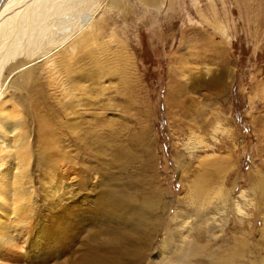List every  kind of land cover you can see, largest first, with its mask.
<instances>
[{
	"label": "rangeland",
	"instance_id": "1",
	"mask_svg": "<svg viewBox=\"0 0 264 264\" xmlns=\"http://www.w3.org/2000/svg\"><path fill=\"white\" fill-rule=\"evenodd\" d=\"M52 9L49 35L24 37L25 51L0 62V94L20 61L35 73L0 101L37 103L49 128L34 132L28 183L51 241L38 264H84L113 247L180 264L188 246L239 240L241 261L263 264L264 0H53ZM85 13L93 41L62 55L72 42H58L81 36ZM216 155L230 158L221 173L202 163ZM203 175L213 193L226 187L224 207L215 193L203 204L195 196ZM51 186L70 189L52 214Z\"/></svg>",
	"mask_w": 264,
	"mask_h": 264
},
{
	"label": "bare ground",
	"instance_id": "2",
	"mask_svg": "<svg viewBox=\"0 0 264 264\" xmlns=\"http://www.w3.org/2000/svg\"><path fill=\"white\" fill-rule=\"evenodd\" d=\"M145 1L151 3L153 0ZM52 2L53 0H3L0 3V62L8 61L13 56L22 54V51H25L19 50L20 47L22 48L21 44H25L22 40L24 37H27L30 42L34 41L38 44L39 40L48 34L49 24H47V19L52 15H58L52 9ZM122 6L123 0H110L111 8H121ZM89 15L90 13H85L82 16L78 28L80 33L77 35L81 34V36L76 37L78 39H73L74 35L71 31L69 32L70 35L67 33V37L64 36V40L58 42L61 45H69V42H72L69 49L62 55L83 46L87 47L93 41V37H95L94 29L92 27V29H88L92 18ZM21 41L22 43H20ZM32 44L30 43V46L27 47H31ZM59 45L54 48H58ZM6 49H11L12 53L6 55ZM50 53L51 50L44 56ZM50 58V55L47 56V59L51 60ZM20 62L17 63V65L20 64L19 66L14 67L7 74L3 84H1L0 96L9 89V85L14 83L16 78H20L17 85L21 88L27 87L35 79L34 71L27 70L28 67L25 68L28 63ZM33 105L34 108L32 109L27 104L16 106L0 101V264H15V261H19L22 257L23 264H38L46 258L48 245L51 242L46 238L47 231L45 228H39V224L44 222L45 214H40L38 211L39 204L35 200L36 196L29 195L31 187L28 183L33 159L34 132L42 130L40 133L43 138L45 135L48 136L47 132L49 131L48 125L38 113L41 109L38 111L37 103H33ZM38 106L40 107L39 103ZM44 114L42 113L43 116ZM229 161V157L216 155L205 159L202 163L209 164L215 173H221L226 170ZM51 188L48 192L49 200L46 199L50 212L55 209L56 204L62 202L64 195L67 196L70 191V189H67V191L66 189L62 190L60 186H51ZM223 188L226 187L223 185ZM223 188L214 192V194L207 184V176L203 175L196 179L192 191L195 192V196L201 204L211 199V195L214 194L213 198L217 201L220 198L224 207L229 196ZM213 190L215 191V189ZM73 226V221H70V228ZM72 231L70 230V233ZM27 240L29 242L26 252L21 253L20 242L24 241L23 243H26ZM188 249V256L183 258L184 260H180V264H245L239 257L248 249V246L243 240H239L234 248L226 250L220 248L213 249L214 251H208L206 248L194 250L189 246ZM138 254L130 253L119 247L105 250L96 249L89 252L86 259H84V264H144L142 258H137ZM162 264L174 263L163 262Z\"/></svg>",
	"mask_w": 264,
	"mask_h": 264
}]
</instances>
